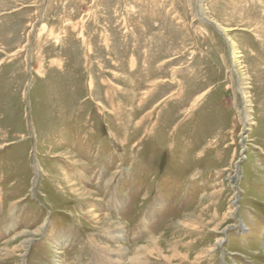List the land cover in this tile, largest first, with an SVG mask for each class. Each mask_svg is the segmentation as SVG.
<instances>
[{"label": "rangeland", "instance_id": "1", "mask_svg": "<svg viewBox=\"0 0 264 264\" xmlns=\"http://www.w3.org/2000/svg\"><path fill=\"white\" fill-rule=\"evenodd\" d=\"M119 244L264 264V0H0V264Z\"/></svg>", "mask_w": 264, "mask_h": 264}, {"label": "bare ground", "instance_id": "2", "mask_svg": "<svg viewBox=\"0 0 264 264\" xmlns=\"http://www.w3.org/2000/svg\"><path fill=\"white\" fill-rule=\"evenodd\" d=\"M202 10V9H201ZM204 10V9H203ZM205 13H207V12H205ZM203 19H204V21L206 22V21H208L207 23H210V24H213L215 27H216V29H218V31L221 33V34H223V37L225 36L226 38H228V40H229V42H230V48H231V52H232V55H233V61H234V65H235V67L238 69L239 67H241L242 66V60H241V58H242V55H241V52H240V50L238 49V45L233 41V40H231L230 39V37H228V35H229V31H230V29H228V28H225V27H222V26H220L219 25V23L218 22H216L215 20H214V18L212 19L211 17H208V16H203V15H200ZM200 17V18H201ZM243 68V67H242ZM236 72V71H235ZM241 92H242V94H243V97H244V100H245V103L246 104H248V97H247V93L243 90V88L241 87ZM247 118V121H250V116H248V117H246ZM245 122V123H248V122ZM36 168H37V163H36V166H35ZM38 170V169H37ZM85 190V189H84ZM83 190V191H84ZM85 194H86V192H85ZM82 196H83V194H81ZM87 195V194H86ZM95 214V213H94ZM91 215V214H90ZM95 217V216H94ZM97 218H99V217H97ZM106 220H107V222H110L111 220L113 221V218H108L107 217V215H106V218H105ZM142 220L140 221V230H141V232H142V230L143 229H146L147 228V219L144 217V218H141ZM121 225V224H120ZM122 226V225H121ZM178 226V225H177ZM198 227V226H197ZM139 228V227H138ZM120 229V228H119ZM117 230L116 229V231L115 232H113L114 234H112V235H114V236H116L115 238H113V239H115V240H124V236H123V232H121L122 230ZM140 232V231H139ZM27 233V232H26ZM32 233V232H31ZM35 233V232H34ZM117 234V235H116ZM21 235V234H20ZM32 235V234H31ZM35 235V234H34ZM41 235V234H40ZM27 237V236H26ZM29 237V236H28ZM32 238V237H31ZM34 238V237H33ZM23 239V238H22ZM27 239V238H26ZM25 239V240H26ZM24 240V241H25ZM119 240V241H120ZM154 239H150L149 241H148V245H146V246H144V245H140L138 248H137V252L136 253H138V251H140L141 249H148V250H150V248H151V243H152V241H153ZM158 240V238H156V240H154L155 241V245L157 246V244H158V242L159 241H157ZM160 240V239H159ZM20 241V240H19ZM223 239H220L218 242H217V244L219 245V244H222L223 243ZM29 242H31V239L30 240H27V241H25V244H29ZM161 243V242H160ZM24 245V244H23ZM154 245V246H155ZM16 246V245H15ZM8 247V246H7ZM14 247V246H13ZM121 247V246H120ZM10 248H12V247H10ZM9 248V249H10ZM119 248V247H118ZM157 248V247H156ZM8 249V248H7ZM18 249V248H17ZM161 249V248H160ZM170 249V248H169ZM171 249H173V248H171ZM126 250V249H125ZM14 252V251H13ZM109 252V251H108ZM122 252H124V247H121L120 248V253H122ZM18 253V252H17ZM148 254V253H147ZM153 254V253H152ZM161 254V253H160ZM176 254V253H175ZM126 255V253L124 254V256ZM128 255V254H127ZM138 255V254H137ZM178 255V254H177ZM146 256V255H145ZM135 257L136 256H134V261L136 260L135 259ZM138 257V256H137ZM144 257V256H143ZM132 258V257H131ZM142 258V257H141ZM104 262H105V264H116V263H114L113 261L111 262L110 261V258H109V255H107L106 257H105V259H104ZM119 262V261H118ZM132 262V261H131ZM119 264H123V263H119ZM133 264H136V262H133Z\"/></svg>", "mask_w": 264, "mask_h": 264}, {"label": "crops", "instance_id": "3", "mask_svg": "<svg viewBox=\"0 0 264 264\" xmlns=\"http://www.w3.org/2000/svg\"><path fill=\"white\" fill-rule=\"evenodd\" d=\"M142 232H148V229L146 228V229H143L142 230ZM124 233V232H123ZM112 234H114L113 232H111V234L110 235H112ZM115 235V234H114ZM114 235H112L111 237H113V238H115L116 236H114ZM117 235V234H116ZM117 238V237H116ZM115 240V239H114ZM120 240V239H119ZM117 240V242H120V241H123V240ZM121 245L119 244L118 245V247H116V249L115 248H109V249H107V251H109L108 253L110 254V253H113V251H116V252H119L120 253V247ZM95 249H96V246H95ZM109 258H110V261L112 262H114V263H116V264H119V263H122V262H118V260L115 258V254H110L109 255ZM136 261V260H135ZM134 262V261H133ZM123 264H125V263H123ZM136 264H137V262H136Z\"/></svg>", "mask_w": 264, "mask_h": 264}, {"label": "water", "instance_id": "4", "mask_svg": "<svg viewBox=\"0 0 264 264\" xmlns=\"http://www.w3.org/2000/svg\"><path fill=\"white\" fill-rule=\"evenodd\" d=\"M214 26V25H213ZM215 27V26H214ZM216 28V27H215ZM218 31V30H217ZM219 32V31H218Z\"/></svg>", "mask_w": 264, "mask_h": 264}]
</instances>
